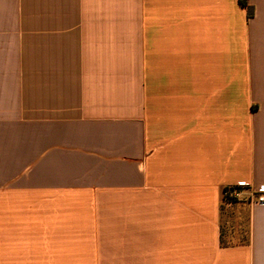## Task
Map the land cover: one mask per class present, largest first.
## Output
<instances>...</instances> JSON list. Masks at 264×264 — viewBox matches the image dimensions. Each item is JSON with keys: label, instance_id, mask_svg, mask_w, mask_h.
<instances>
[{"label": "crops", "instance_id": "0c3cea01", "mask_svg": "<svg viewBox=\"0 0 264 264\" xmlns=\"http://www.w3.org/2000/svg\"><path fill=\"white\" fill-rule=\"evenodd\" d=\"M240 1L0 0V264H264V205L224 196L264 185Z\"/></svg>", "mask_w": 264, "mask_h": 264}, {"label": "built area", "instance_id": "2783aa9c", "mask_svg": "<svg viewBox=\"0 0 264 264\" xmlns=\"http://www.w3.org/2000/svg\"><path fill=\"white\" fill-rule=\"evenodd\" d=\"M230 190H234L233 193H230V198L232 199L240 201L242 200V196L245 195V201L248 203L264 205V185L251 192H246L243 189H228L224 193L225 198H227L226 196Z\"/></svg>", "mask_w": 264, "mask_h": 264}, {"label": "rangeland", "instance_id": "374dc122", "mask_svg": "<svg viewBox=\"0 0 264 264\" xmlns=\"http://www.w3.org/2000/svg\"><path fill=\"white\" fill-rule=\"evenodd\" d=\"M234 192V190H230L229 192H228V194H227V198H226V202L227 203H235V202H238L236 199H232V198H230V193H233ZM242 198H243V196H242ZM241 201V200H240ZM242 231V233H243V226H242V228H241V230H237V232H241ZM241 233V234H242ZM238 239H241V237L240 238H236L234 241L236 242Z\"/></svg>", "mask_w": 264, "mask_h": 264}, {"label": "trees", "instance_id": "16d2710c", "mask_svg": "<svg viewBox=\"0 0 264 264\" xmlns=\"http://www.w3.org/2000/svg\"><path fill=\"white\" fill-rule=\"evenodd\" d=\"M240 2H241V4H242V6H244V7L247 8V6H246V1H245V0H241ZM247 12H248V15L251 14L249 8H247Z\"/></svg>", "mask_w": 264, "mask_h": 264}]
</instances>
